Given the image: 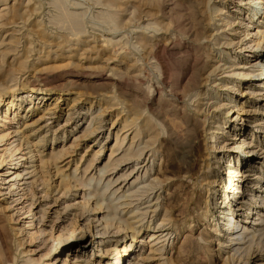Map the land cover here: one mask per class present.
<instances>
[{"label":"rangeland","instance_id":"obj_1","mask_svg":"<svg viewBox=\"0 0 264 264\" xmlns=\"http://www.w3.org/2000/svg\"><path fill=\"white\" fill-rule=\"evenodd\" d=\"M49 263L264 264V0H0V264Z\"/></svg>","mask_w":264,"mask_h":264},{"label":"bare ground","instance_id":"obj_2","mask_svg":"<svg viewBox=\"0 0 264 264\" xmlns=\"http://www.w3.org/2000/svg\"><path fill=\"white\" fill-rule=\"evenodd\" d=\"M219 11V9H216V12H218ZM216 68V67H215ZM207 82V81H206ZM206 84V83H205ZM197 96H198V94H197ZM210 100V99H209ZM208 104V103H207ZM200 106V105H199ZM207 106V105H206ZM217 106V105H216ZM218 106H219V104H218ZM207 108V107H206ZM211 119V118H210ZM215 123H216V121H215ZM205 124V123H204ZM206 125V124H205ZM204 126V125H203ZM21 136V135H20ZM23 136H24V133L22 134V138H23ZM25 137V140L26 141H24V143H25V145L30 149V147L31 148H33V146H29L30 145V143L31 142H29V139H28V137L27 136H24ZM22 138H21V140H22ZM211 139H215V137L214 136H211L210 137ZM238 141H239V139H238ZM237 145H235L236 147H238V148H240V147H242V146H244V145H246L247 144V146H251V148H250V150H248L250 153L251 152H253V150L254 149H257L259 146H255V145H252V142H246V139H244V140H242V141H240L239 143H236ZM216 146V145H215ZM234 146V147H235ZM235 147V148H236ZM27 148V149H28ZM205 148V147H204ZM219 148V147H218ZM216 149V148H215ZM233 149V148H232ZM214 150V149H213ZM262 150V149H261ZM34 150H29L27 153L29 154V153H32ZM100 152V151H99ZM98 152V153H99ZM11 154V153H10ZM34 154V153H33ZM155 154V153H154ZM35 156V155H34ZM216 159H217V161H218V164H216V166H217V168H218V166H219V163H220V160H221V158H218V157H216ZM13 161V160H12ZM18 161V160H17ZM16 162V161H15ZM15 162H14V164H15ZM39 162V161H38ZM17 164V163H16ZM19 164V163H18ZM53 164V163H52ZM13 166V165H12ZM16 166V165H15ZM57 165H55V170H56V172H58L59 171V168L58 167H56ZM106 168H107V166L106 167H104V168H102L100 171H99V175H100V178H102L103 176H104V174L106 173ZM24 171V170H23ZM6 173V172H5ZM9 173V172H8ZM16 173V172H15ZM15 173H12L11 175H14ZM231 174H233L232 175V177H230V179L228 180V182H227V187L226 188H228L229 186V184H233V182H234V184H238V183H240V181L241 180H244L245 178L246 179H249L248 177L249 176H246V175H239V174H237V175H234L236 172H230ZM1 175H5V174H1ZM19 176L20 175H18V174H15V178H12V179H10L9 181L10 182H12L11 183V186L10 187H12V188H14L15 186V184H17V181H19V180H17L18 178H19ZM63 176V175H62ZM231 176V175H230ZM235 176V177H234ZM236 178V179H232V178ZM61 178H63V177H61ZM3 180V179H2ZM260 180H261V177L260 176H258V177H256L254 180H253V182H250V184H252V186L254 187V189H257L258 188V184L260 183ZM91 181H92V178L90 179V181H89V183H91ZM4 182V181H3ZM42 182V181H41ZM236 182V183H235ZM7 182H5V184H6ZM3 184V183H2ZM19 184V183H18ZM2 186V185H1ZM9 186V185H8ZM14 186V187H13ZM110 186V183H106V185H105V188H108ZM152 186V185H151ZM3 187H7V186H3ZM2 187V188H3ZM12 188H8V190H11ZM17 188V187H16ZM4 189V188H3ZM7 189V188H6ZM15 189V188H14ZM237 189H239V188H235V190H237ZM149 190H151V189H149ZM7 191V190H6ZM22 191V190H21ZM238 191V190H237ZM4 192V191H3ZM4 193H6V192H4ZM253 193V192H252ZM7 194V193H6ZM23 196V195H22ZM21 196V197H22ZM20 197V198H21ZM148 198V197H147ZM250 198L252 199V198H255V196L252 194L251 196H250ZM19 199V198H18ZM88 199L89 200H92V199H94V201H93V206H92V208H91V212H96V211H99V210H101V209H103L104 207H103V201H104V198L103 197H101L100 195H99V197H97L95 194H89V197H88ZM20 200V199H19ZM89 200H87V201H89ZM18 202V201H17ZM24 202H26L27 203V201H22L21 203H18V205H22L21 206V208L20 209H24L23 208V203ZM86 204H87V202H86ZM149 204V201H147V205ZM110 205V204H109ZM229 202H228V204H227V202H226V210H227V212L229 211H231V209H232V207L229 205ZM31 208V207H30ZM30 208H29V210L27 211V212H24V214L25 213H30ZM151 207L150 206H146V208L145 209H143L142 210V212L141 213H139L138 214V212H139V208L138 207H136L135 208V212H134V214H135V217L133 218V219H136V218H145L146 217V215H147V212H148V210L150 209ZM157 208V205H155V208L154 209H156ZM111 210H112V208H111ZM251 210H255V209H252L251 208V206H248V204L247 203H242V205H240V206H238V208H237V211H245V212H251ZM235 211V210H234ZM132 213H133V211H132ZM137 213V214H136ZM130 214H131V212H130ZM235 214V213H234ZM112 215L113 214H111V216L110 217H112ZM115 215V214H114ZM231 216H233L232 214H231ZM81 217V216H80ZM107 217H108V214H107V216L104 218L105 219V221L107 220ZM143 218V219H144ZM165 218V217H164ZM166 218H167V216H166ZM57 219V218H56ZM229 219H230V221L232 220V217H229ZM124 221V223H125V226H126V228H128L130 231H131V237H132V240L134 239V234H135V232H136V229L134 228V226H133V224L129 221V219H125V220H123ZM131 221H133V220H131ZM56 223H57V221H56ZM231 222H229V221H227V225H229ZM113 224V223H112ZM115 225V224H114ZM236 225V224H235ZM235 225L233 224V226L235 227ZM237 226V225H236ZM239 226V225H238ZM104 227H105V225H104ZM118 227V226H117ZM163 228V227H162ZM104 229V228H103ZM246 230H247V228H245ZM78 231V230H77ZM102 231H104V230H102ZM226 231V232H225ZM68 232H70V236H66V237H68V238H70L72 235H73V232H75V230L73 229V228H71ZM223 232V236L224 237H226L227 239H228V242H238V241H244V239H245V237L247 236V235H245L243 232H241L240 233V231H236V232H234V230H233V228H231V229H226V230H223L222 231ZM252 233H253V235H252V237H254V235L256 234V233H259L258 231H252ZM100 234V233H99ZM101 234H105V232H102ZM75 235V234H74ZM166 235H168V234H165V236ZM65 238V237H64ZM233 245H238V244H233ZM129 247H130V245H128V247L126 246V245H124V246H122L121 248H122V250H118L116 247H114V252H115V254H116V256H117V261L120 259L119 258V254L120 253H123V255L125 256L126 255V252H127V250L129 249ZM131 249V248H130ZM131 251V250H130ZM74 262H77V260H75ZM79 263V262H78ZM50 264V263H49ZM53 264V263H52ZM76 264V263H75Z\"/></svg>","mask_w":264,"mask_h":264}]
</instances>
